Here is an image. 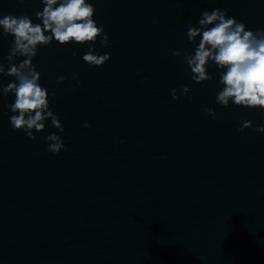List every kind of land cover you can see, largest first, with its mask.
Returning a JSON list of instances; mask_svg holds the SVG:
<instances>
[{
	"label": "water",
	"instance_id": "95a60500",
	"mask_svg": "<svg viewBox=\"0 0 264 264\" xmlns=\"http://www.w3.org/2000/svg\"><path fill=\"white\" fill-rule=\"evenodd\" d=\"M89 2L109 37L93 46L111 58L91 66L88 44L53 40L33 59L64 131L50 120L34 140L14 131L15 95L0 96V264H264V109L221 106L224 70L210 62L197 84L184 61L202 12L228 9L255 31L264 0ZM44 6L0 0V13L42 24ZM13 40L0 37L6 66ZM49 133L63 139L58 154Z\"/></svg>",
	"mask_w": 264,
	"mask_h": 264
},
{
	"label": "clouds",
	"instance_id": "9594fccd",
	"mask_svg": "<svg viewBox=\"0 0 264 264\" xmlns=\"http://www.w3.org/2000/svg\"><path fill=\"white\" fill-rule=\"evenodd\" d=\"M45 5L42 11L35 13L42 21L34 23L30 16L0 13V37L12 36L14 40L7 56V66L0 63V76L15 77L7 86H0V96L15 95V101L6 107L13 115L10 124L14 131H23L30 139H36L34 133L45 130V121L63 132L59 116L49 105L48 90L40 85L41 74L37 71L33 59L38 55L40 46H48L53 40L60 45L88 44L83 55L84 62L91 66H102L111 53L100 54L93 45L99 40L102 47H108V34L103 26H98L94 4L89 0H41ZM198 27L189 26L187 36L194 45V54L186 53L184 61L191 69L192 80L199 84L212 79L208 65L214 63L218 72V84L223 88L218 92L216 101L223 107L230 102L236 106L264 109V29L248 30L243 22L228 16V9L204 11L198 20ZM197 37H200L197 44ZM78 51L74 50L73 55ZM173 55L180 56L179 50ZM25 57L18 64L17 57ZM187 71V69H186ZM78 79L77 74H73ZM67 77L60 75L57 83H63ZM190 91L188 86L182 89V95ZM173 99H179L176 89H172ZM55 96V92L51 94ZM205 113L216 119L215 109L205 108ZM18 113V114H17ZM6 115L7 113H3ZM84 127H89L87 123ZM252 122L242 121L239 131L251 128ZM258 132L264 133V125L258 126ZM48 151L58 154L64 149L60 135L49 133L46 136Z\"/></svg>",
	"mask_w": 264,
	"mask_h": 264
}]
</instances>
